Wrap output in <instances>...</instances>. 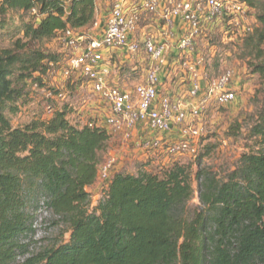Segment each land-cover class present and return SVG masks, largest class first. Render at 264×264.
Returning a JSON list of instances; mask_svg holds the SVG:
<instances>
[{
    "label": "trees",
    "instance_id": "16d2710c",
    "mask_svg": "<svg viewBox=\"0 0 264 264\" xmlns=\"http://www.w3.org/2000/svg\"><path fill=\"white\" fill-rule=\"evenodd\" d=\"M243 1L257 18L253 31L232 44H240L238 55L263 87L248 132L255 147L225 175L204 166L200 153L191 162L117 170L94 205L89 187L98 180L110 130L71 121L69 103L16 127L7 112L19 111L29 80L45 86L44 75L59 65L58 53L35 42L93 26L97 2L0 0V38L8 11L31 14L23 36L0 48V264H264V0ZM194 182L201 202L195 209ZM42 206L55 225L67 227V241L37 245Z\"/></svg>",
    "mask_w": 264,
    "mask_h": 264
},
{
    "label": "built area",
    "instance_id": "2783aa9c",
    "mask_svg": "<svg viewBox=\"0 0 264 264\" xmlns=\"http://www.w3.org/2000/svg\"><path fill=\"white\" fill-rule=\"evenodd\" d=\"M107 8L101 33L86 37L76 36L71 29L64 32L75 53L63 66V77L75 76L87 83L109 107L105 119L89 125L114 131L145 127L143 146L164 155V163L185 155L196 159L205 130L200 120L206 105L212 99L228 105L238 98L232 71L212 81L203 75L198 45L215 33L221 34L224 43H240L254 28L251 7L243 0H107ZM31 12L37 13L36 7ZM93 28L98 29L97 22ZM106 53H120L134 59L136 65L149 59L144 82L132 88L110 82L111 59L107 60ZM179 68L191 73L179 83L190 79V101L159 91L160 74L170 78V71ZM59 97L65 95L59 93ZM112 166L109 162L100 167L103 182L109 179Z\"/></svg>",
    "mask_w": 264,
    "mask_h": 264
},
{
    "label": "rangeland",
    "instance_id": "374dc122",
    "mask_svg": "<svg viewBox=\"0 0 264 264\" xmlns=\"http://www.w3.org/2000/svg\"><path fill=\"white\" fill-rule=\"evenodd\" d=\"M69 2V1H68ZM96 15L107 11V0H96ZM258 10L253 8L250 12L253 20L257 18ZM8 22L7 34L0 38V48L12 47L14 41L23 36L22 25L31 19V14L21 10H10L6 13ZM97 19V16H96ZM97 32L93 26L75 31L76 36L85 35L89 37ZM240 44L224 43L220 33H215L200 41L198 45L199 59H202L200 70L207 77L208 81L222 76L226 71L234 74V88L238 95L237 101L220 105L215 99L209 101L204 108L201 120L204 133L201 137L202 148L200 155H203L202 164L212 168L220 175H225L233 170L241 155L249 152L255 147L253 141L248 138V132L255 120V113L258 108V100L263 95V87L258 75L252 74L247 65L238 55ZM36 47H41L60 55L59 65L53 66L44 75L45 86L28 81L27 97L19 102V111L15 114L8 113L13 126H22L30 123L34 119L43 118L50 115L51 107H62L69 103L74 109V114L70 116L71 121H79L80 124L96 122L97 113L91 112L89 103L99 106L100 99L92 92L91 87L82 80H77L75 76L65 79L62 68L67 59L71 57L75 50L65 41L62 32L52 39H45L35 42ZM119 64V62H118ZM125 71L130 69L124 64ZM120 66V65H119ZM149 67V59L144 62V68ZM124 71V72H125ZM126 74H128V72ZM170 78H166L172 84L178 85L186 76L190 77V72L179 68L177 71H170ZM132 77V76H131ZM182 84L181 93L185 100H192L188 96L190 91V79ZM75 82L77 88L69 87ZM132 84V81H130ZM53 89L65 95L64 98L57 96ZM178 91L175 92L178 95ZM197 122V121H196ZM240 127V129H238ZM145 127L138 126L136 129L127 131H114L110 129L111 139L106 151L103 153L102 165L113 163L111 174L117 170H125L137 173L141 165L150 161L156 167L165 161L164 155L154 149L145 148L142 144L147 139ZM236 132V136L232 135ZM166 158V157H165ZM181 162H191L195 158L189 156L178 157ZM152 167V168H153ZM197 169V166H194ZM103 177L99 175L93 187H89L92 194V202L95 205L102 197ZM195 193L189 205L193 209L201 205L199 198V187L194 182ZM38 226L36 241L38 246H48L61 240L67 241L69 233L62 234L67 227L55 225L54 214L49 209L42 206L38 211Z\"/></svg>",
    "mask_w": 264,
    "mask_h": 264
},
{
    "label": "crops",
    "instance_id": "0c3cea01",
    "mask_svg": "<svg viewBox=\"0 0 264 264\" xmlns=\"http://www.w3.org/2000/svg\"><path fill=\"white\" fill-rule=\"evenodd\" d=\"M106 10L107 11L104 10L102 12V15L101 14L96 15L97 16L96 22L98 23L97 33H101L105 27L106 18L108 14V8ZM105 56L107 60L111 59L110 82L114 84H118L125 88H132L136 86L137 84L144 82L145 77L147 75V71L144 68V65H136L134 59L128 60L126 58H123V56L120 53L116 55L113 54V56H112V53H106ZM124 64H126L129 68H131V71H129L130 69L129 70L127 69L125 71V69H123L125 66ZM127 71H129L128 74H126ZM160 78L162 81L159 87V91L161 94L175 95V92L178 91L179 92L178 96L179 97L182 96V93L180 91H181V88L184 86H182L181 84H178V85L172 84L171 81L169 82L166 79L165 74H160ZM130 81H132V84H130ZM99 103H100L99 106H95L94 103H89V107H91V110H90L91 112L97 113V116H98L97 118L99 121H101L105 119L106 115L108 114L109 107L106 105L105 102L99 101ZM91 187L94 188V185Z\"/></svg>",
    "mask_w": 264,
    "mask_h": 264
}]
</instances>
